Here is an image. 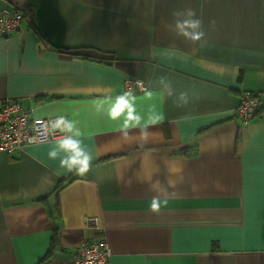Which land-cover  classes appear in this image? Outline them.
I'll list each match as a JSON object with an SVG mask.
<instances>
[{"label":"crops","instance_id":"1","mask_svg":"<svg viewBox=\"0 0 264 264\" xmlns=\"http://www.w3.org/2000/svg\"><path fill=\"white\" fill-rule=\"evenodd\" d=\"M1 9L23 19L0 36V105L20 100L35 118L73 122L92 159L81 175L61 166L66 153L50 155L67 132L0 150V264H38L55 228L49 264H76L99 237L109 264H264V115L243 123L235 112L244 92L264 97V0H0ZM186 9L202 21L201 40L177 34L187 17L174 13ZM137 78L146 89L127 92ZM118 97L139 126L124 129L127 109L109 116Z\"/></svg>","mask_w":264,"mask_h":264},{"label":"built area","instance_id":"2","mask_svg":"<svg viewBox=\"0 0 264 264\" xmlns=\"http://www.w3.org/2000/svg\"><path fill=\"white\" fill-rule=\"evenodd\" d=\"M23 15L11 12L9 9L0 10V36H9L20 29ZM126 91L145 90L142 80L127 79ZM236 116L243 123L255 118V113L261 101L258 96L246 91L239 99ZM59 117L35 118L31 111L20 100H6L0 105V150L8 153L21 150L25 145L48 142L63 138L66 134L60 128H53ZM91 228L102 230L99 218L90 217ZM111 249L105 237H99L84 242L78 251L76 264H109Z\"/></svg>","mask_w":264,"mask_h":264},{"label":"clouds","instance_id":"3","mask_svg":"<svg viewBox=\"0 0 264 264\" xmlns=\"http://www.w3.org/2000/svg\"><path fill=\"white\" fill-rule=\"evenodd\" d=\"M176 16H185L186 19L176 21L177 34L182 35L186 39L192 41L201 40L204 36L202 30V21L196 19L195 12L192 9H186L183 12L174 13ZM183 98V94H182ZM127 109V115L124 122V129L129 127L139 126L141 117L134 115V107L132 103L125 97H118L116 103L111 108L109 116L112 119H117L122 113ZM164 117L158 115L149 118V123L155 124L162 122ZM134 121V123H130ZM53 128H60L61 131L72 133L73 135L67 136L58 142V148L53 149L50 155L56 158L61 152L66 153V155L61 157V166L66 167L69 171L75 170L79 174L83 175L89 170L90 161L92 159L91 155L80 146V141L75 139L74 136L79 135V130L75 128L73 122L66 121L63 117H59L53 124ZM160 205L157 201L151 205V210L158 212Z\"/></svg>","mask_w":264,"mask_h":264},{"label":"trees","instance_id":"4","mask_svg":"<svg viewBox=\"0 0 264 264\" xmlns=\"http://www.w3.org/2000/svg\"><path fill=\"white\" fill-rule=\"evenodd\" d=\"M62 49H64V50H70V49H72L71 47H66V46H62ZM238 79L239 80H242L243 79V73L241 72L239 75H238ZM127 92H130V91H127ZM250 93H252V94H254V95H256V96H258L259 97V99H260V101H261V103H260V105H259V107L257 108V110H256V115H255V118L256 117H263V115H264V97H263V95H262V92H258V91H249ZM183 154H186V155H188V154H190L189 153V146H188V148H186V149H183ZM60 184H62V182H60ZM59 184V185H60ZM58 185V186H59ZM61 187V186H60ZM53 239H54V241H52V248L54 247V246H56L57 245V242H55L56 241V239H57V228H55L54 229V232H53ZM52 248H50V250L47 252V254L39 261V263L38 264H49L50 263V256H52V253H53V249Z\"/></svg>","mask_w":264,"mask_h":264}]
</instances>
